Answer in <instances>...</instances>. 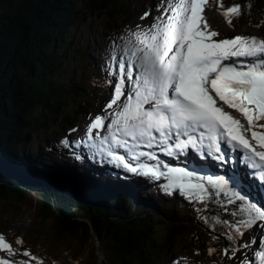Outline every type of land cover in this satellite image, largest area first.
<instances>
[{
  "label": "trees",
  "instance_id": "16d2710c",
  "mask_svg": "<svg viewBox=\"0 0 264 264\" xmlns=\"http://www.w3.org/2000/svg\"><path fill=\"white\" fill-rule=\"evenodd\" d=\"M215 2L221 10L242 6L233 28L264 29V0ZM130 13L129 0H0V198L37 203L39 218H57V233L77 237L93 254L89 264H161L178 238L200 255L236 247L227 240L228 224L247 216H219L215 197L193 201L196 218L170 210L171 202L155 211L122 189L106 195L82 187L78 179L60 176L52 157L31 155V143L50 132L81 129L84 106L103 95L94 23H115ZM84 33H90L86 40ZM95 239L108 257L99 258Z\"/></svg>",
  "mask_w": 264,
  "mask_h": 264
},
{
  "label": "snow or ice",
  "instance_id": "6c2138e0",
  "mask_svg": "<svg viewBox=\"0 0 264 264\" xmlns=\"http://www.w3.org/2000/svg\"><path fill=\"white\" fill-rule=\"evenodd\" d=\"M205 6L206 0H167L156 9L159 15L152 17L146 11L141 17L151 18L152 23L120 38L122 43L112 49L105 65L111 98L86 126L87 140L81 143L102 151L110 163L129 173L156 181L164 178L165 194L178 192L188 201L202 203L223 194L233 208L238 202L239 214L247 219L228 224L231 231L226 235L240 247L225 249V255L231 252L235 260L248 247L243 242L245 230L264 222V204L252 202L242 194L243 188L236 190L247 183L264 191V131L257 130L264 129V38L240 34L220 38L205 20ZM241 12L242 6L234 4L223 16L231 25ZM241 58H248L247 62ZM223 105L241 113L247 125ZM248 132L259 149L247 138ZM222 141L233 150L243 148L246 168L241 175L203 176L187 166L161 161L155 151L174 158L192 150L225 162ZM62 144L67 148L72 141L65 138ZM118 149H124L135 163ZM141 158L154 163H141ZM224 211L229 208L225 206ZM0 250L12 257L0 255V264H30L29 259L15 260L17 254L42 264L30 251L14 249L4 235H0ZM255 255L258 264H264V250ZM241 264L248 260L242 259Z\"/></svg>",
  "mask_w": 264,
  "mask_h": 264
},
{
  "label": "rangeland",
  "instance_id": "374dc122",
  "mask_svg": "<svg viewBox=\"0 0 264 264\" xmlns=\"http://www.w3.org/2000/svg\"><path fill=\"white\" fill-rule=\"evenodd\" d=\"M131 6V13L117 22L107 21L105 19H98L94 25V36H96L97 43L99 45L96 59L99 62V68L101 71L99 80V89L103 95H98L97 101L94 103L90 102L84 106L86 110L85 117H82L79 121L81 129H78V125L68 126L61 130L59 133L50 132L49 138L43 141H34L31 143V150L33 158L39 157L44 152H51L60 163L64 165L67 161L73 164H77L75 161L78 156L67 152V148L63 146L62 141L65 138H69L72 143H76L78 146L79 141L82 138H86V126L90 124L91 120L94 119L95 115L101 114L102 110L105 109L106 104L111 98L112 86L109 85L105 76V65L107 64L111 51L114 47L122 43L121 37L127 36L131 31H135L137 26L141 28L147 27L152 23V19H141L146 11H150L152 17L159 15L160 13L156 10L162 3L166 4L167 0H129ZM210 30L217 31L220 38H233L235 35H256L259 38H264V29L260 26L246 27L235 29L227 23V17L223 16V13L218 10L215 0H206V6L203 13ZM104 23V24H102ZM90 37V33L82 34L84 40ZM221 104L223 102H220ZM231 114L237 115L238 119L241 120L242 124L247 125L246 118L241 113L234 109L227 108V105H223ZM108 122V121H107ZM106 122V123H107ZM110 123V121L108 122ZM85 128V129H84ZM75 129V131H73ZM264 131V129H257ZM95 131V130H94ZM251 137V132L247 133ZM254 143H256L254 141ZM68 168V167H67ZM205 176V175H203ZM91 176L88 175V178ZM101 181L102 178L95 179ZM152 183L150 187L144 191L143 196L148 200H152L153 209L155 211L160 210V205L171 202L170 210L177 212H187L190 216L196 218L199 215V208L196 207V203L188 201L187 198L179 195L177 192L175 195L165 194L162 186L158 187V184L166 183L164 178L161 180H148ZM86 188L91 189L90 186ZM87 189V190H88ZM130 189V188H129ZM101 193L108 194V190L99 189ZM133 192L132 189H130ZM104 195L105 197H107ZM230 195V193H229ZM216 202L219 204L218 215L226 219L231 218V213H239V207L233 208L227 204V197L221 194L216 196ZM172 200V201H171ZM143 208H146L150 202L141 201ZM35 202L29 203H18L4 201L0 198V235H4L7 241L11 242L14 249H18L20 253L24 250L30 251L38 261L42 264H89L93 261V254L89 250H82V244L79 239L73 235H60L57 230L61 228L58 224V219L53 217L48 220L39 218L37 216ZM35 205V206H33ZM228 207L229 211H224V207ZM135 209V207L133 208ZM131 216V212H129ZM163 216V215H161ZM231 220V219H230ZM233 222V221H231ZM260 222V228H263V224ZM246 235L243 238V242L248 244L246 249H242L237 259H233L231 252L225 255V248L209 252L207 255H200L192 253L187 247L182 245L181 240L176 239L175 245L170 249V252L166 254V261H162L161 264H241L242 259L246 258L248 264L249 259L253 257L254 244L256 242V234L254 227L246 229ZM20 240L22 243H17ZM249 240L251 242L249 243ZM240 247V244L238 246ZM92 248H96L98 251L99 258L102 260L108 257L106 254L105 247L98 240H94ZM258 250V249H257ZM256 251V250H255ZM79 252V256L74 258L73 254ZM0 255L8 257L7 253L0 250ZM29 259L30 264H37V261L31 260L30 257H23L17 254L15 260Z\"/></svg>",
  "mask_w": 264,
  "mask_h": 264
},
{
  "label": "bare ground",
  "instance_id": "6f19581e",
  "mask_svg": "<svg viewBox=\"0 0 264 264\" xmlns=\"http://www.w3.org/2000/svg\"><path fill=\"white\" fill-rule=\"evenodd\" d=\"M128 87H131V85H128ZM82 139L86 141L87 137L82 138L81 136L78 146H76V143L73 142L70 147H67L68 153L78 156V159L75 160L77 164L70 163L69 161L64 163L65 166H63V171L60 172V176L64 175L65 177L70 176L78 179L82 187L90 186L92 189L102 188L104 190H108L110 186L122 185L132 189L133 194L140 202L146 201L150 202V204L153 202L152 200H148L143 196L144 191L147 190L152 184L150 183L151 181H148L151 180V178L141 177L139 175L129 173L123 168L116 167L110 163L107 158L103 157V155H101L96 149L89 148L86 143H81ZM43 155L49 157L47 153H44ZM204 158L205 156H203V159H197L192 156H188L180 164L182 167L187 166L189 170L197 171L198 174L201 175L213 177L224 176L226 179L228 177L239 176L245 170L243 168L241 169V167H238V165L233 167L229 164H221L217 160L208 159L207 161H204ZM88 175L91 177L88 178ZM94 178H102V180L97 181L94 180ZM231 186L232 185L230 182L229 187ZM240 188H243L242 194L248 195L252 202H259L258 206L264 204V195L263 193L260 194L255 184L249 185L244 183L239 185L236 190L239 191ZM259 226L260 224H258L257 227H254V231L257 236L262 234L261 229L263 228H260Z\"/></svg>",
  "mask_w": 264,
  "mask_h": 264
}]
</instances>
